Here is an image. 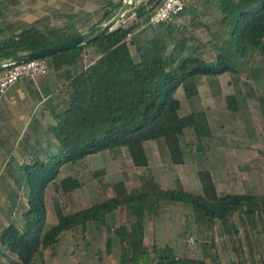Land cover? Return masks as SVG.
Wrapping results in <instances>:
<instances>
[{"label":"trees","instance_id":"obj_1","mask_svg":"<svg viewBox=\"0 0 264 264\" xmlns=\"http://www.w3.org/2000/svg\"><path fill=\"white\" fill-rule=\"evenodd\" d=\"M160 2L134 0V22H121L87 44L50 56L54 66L60 68L82 60L89 46H95L98 53L84 73L76 76L78 82L69 94V103L57 99L53 106L56 123L42 129L45 135L56 139V150L47 149L48 156H42L34 147L31 159L25 160L18 172L10 173L18 187L13 198L15 202L21 200L17 203L20 216L0 226V264H45L46 249L52 248L65 230L81 226L86 232L90 221L107 224L109 215L118 208L129 214L116 229L121 241V264H141L149 255L144 246L147 212L152 210L156 215L165 202L174 200L189 204L197 225L212 235L219 225L235 257L227 263L209 260L208 248L204 250L207 256H183L169 244L159 246L154 242L157 264H260L251 230L257 228L260 220L264 231V193L220 192L209 167L197 171L200 191L163 187L152 173H145L140 175L139 185L130 189L120 178L111 183L113 193L106 198L69 211L55 196L56 220L48 225L49 187L53 185L57 192L66 194L79 188L82 179L63 172L76 166L81 170L85 166L83 160L90 154L109 150L117 156L126 149L136 167H147L150 154L146 143L162 137L171 162L184 163L187 128L194 130L199 141L212 136L213 131L206 110L181 114L178 89L182 87L186 96L193 97L199 93L202 76L212 80L227 71L237 72L241 57L253 48L264 49V0H215L226 37L215 42L218 50L212 59L204 57L191 42L193 37L175 22L189 12L187 0L185 8L173 19L150 25L151 33L140 30L142 23L137 18ZM121 4L122 0L106 8L101 21L112 18ZM40 24V20L34 21L0 38V60L78 33ZM181 25L187 29L186 24ZM227 101L231 110L237 109L234 93L227 95ZM104 172L102 168L94 174ZM261 261L264 264V257ZM100 264L104 262L100 260Z\"/></svg>","mask_w":264,"mask_h":264},{"label":"rangeland","instance_id":"obj_2","mask_svg":"<svg viewBox=\"0 0 264 264\" xmlns=\"http://www.w3.org/2000/svg\"><path fill=\"white\" fill-rule=\"evenodd\" d=\"M1 15L4 29L0 36L13 32L15 27L4 23L7 11L18 9L20 18L30 23L40 20L42 27L56 26L63 31H85L101 21L103 12L113 7L118 0H17L18 7L3 0ZM148 3L150 0H137ZM190 3L186 14L177 17L175 22L185 33L192 36L191 42L197 45L204 57L212 59L218 48L215 42L225 37L220 25V10L215 0H187ZM0 7V8H1ZM147 12L137 18L142 23L140 30L152 32L146 24ZM130 17L125 25L131 24ZM121 22L117 23L118 26ZM186 24L187 29L181 24ZM21 27V26H20ZM19 28V27H18ZM16 30V29H15ZM78 66L56 68L50 61L49 71L36 78H25L19 87L3 96L6 107L0 106V226L18 218V204L21 200L13 198L18 187L10 173L18 172L25 160H30L35 148L42 156H48V150H56L57 141L51 135H45L49 123H56L53 106L61 100L69 103V94L78 82L77 75L84 73L86 64L93 63L97 56L95 46H89ZM134 50V49H133ZM136 54V52L134 51ZM237 72H224L210 80L202 76L199 93L186 96L184 89L177 91L182 100L181 113L193 109H206L212 125V136L198 140L192 128L186 130L187 160L174 164L168 159V150L164 138L152 139L149 147L150 164L136 167L126 149L117 156L109 150L90 154L83 162L85 166L69 167L63 175L72 173L82 179V185L72 192L59 193L51 185L48 190V222L56 220L54 197L57 196L66 211L84 207L113 193L111 183L123 178L128 188L140 184V175L152 173L163 187L182 186L188 190H200L198 169L209 167L215 177L220 192L264 193V49L253 48L237 63ZM22 81V80H21ZM20 82V81H19ZM18 82V83H19ZM23 91V92H22ZM234 93L237 109L228 107L227 95ZM1 103V102H0ZM44 135V136H43ZM156 143V144H155ZM105 172L95 175L94 171ZM107 224L89 222L86 232L81 226L65 230L59 241L46 249L45 264H121V241L116 229L122 220L129 217L127 211L114 210ZM145 250L141 264H157L153 244H169L178 255L203 257L205 248L209 250V260L227 263L235 257L226 234L219 225L212 233L200 228L188 204L183 202H165L158 214L152 210L145 218ZM257 247V257L262 264L264 257V231L259 220L257 228L251 230ZM207 243V245H206ZM206 255V254H205ZM207 256V255H206ZM148 257V258H147Z\"/></svg>","mask_w":264,"mask_h":264},{"label":"built area","instance_id":"obj_3","mask_svg":"<svg viewBox=\"0 0 264 264\" xmlns=\"http://www.w3.org/2000/svg\"><path fill=\"white\" fill-rule=\"evenodd\" d=\"M134 0H132L133 3ZM137 1V0H136ZM186 0H161L148 14V23L156 26L163 21L173 19L185 8ZM139 2V1H137ZM152 5H148L151 8ZM133 5L126 11L122 23L135 16ZM49 57H37L22 62H15L0 69V100L9 91L13 84L24 78H36L48 73Z\"/></svg>","mask_w":264,"mask_h":264},{"label":"water","instance_id":"obj_4","mask_svg":"<svg viewBox=\"0 0 264 264\" xmlns=\"http://www.w3.org/2000/svg\"><path fill=\"white\" fill-rule=\"evenodd\" d=\"M131 5L132 0H123L117 13L106 22L96 24L88 30L78 32L75 35L62 39L55 43L46 45L34 51L24 52L15 57L1 59L0 69L15 62H22L37 57H50L56 51H61L82 44H87L114 29L116 27V24L122 21L123 16L125 15L126 11H128V9L131 7Z\"/></svg>","mask_w":264,"mask_h":264},{"label":"crops","instance_id":"obj_5","mask_svg":"<svg viewBox=\"0 0 264 264\" xmlns=\"http://www.w3.org/2000/svg\"><path fill=\"white\" fill-rule=\"evenodd\" d=\"M4 2L3 0H0V7H1V3L2 2ZM119 1H121V0H118V2ZM9 2H11V3H17V4H15V6H16V8H20V7H18V1L17 0H11V1H9ZM117 2V3H118ZM122 2H123V0H122ZM4 8V7H3ZM2 7L0 8V32H2L3 31V29H4V27L3 26H5V25H3V21H1L2 20V17H1V15H4L5 14V9H3ZM10 13H8V11H7V16H6V18H5V22L4 23H6V26L8 25L9 27H15L14 28V30H13V32H11V33H9V34H5V36L4 37H6V36H10V35H12L13 33H16V32H18V31H20L22 28H24V27H27L29 24H31L30 22L31 21H29L27 18H25V17H23V18H20L19 19V15H20V13H21V11L20 10H18V9H14V10H10L9 11ZM147 13L149 14V11H147ZM148 14H147V18H146V24L150 27V24L148 23ZM136 18V15L135 16H133L132 17V19H135ZM34 22V21H33ZM32 22V23H33ZM142 22V21H141ZM21 26V27H20ZM19 27V28H18ZM16 29V30H15ZM0 38H2L1 36H0ZM93 46V45H92ZM91 46V47H92ZM84 53H88L87 52V50H85L84 51ZM49 59L51 60V58L49 57ZM52 61V60H51ZM49 63H50V61H49ZM53 63V62H52ZM79 63L80 62H77L76 64H73V65H71V64H64V65H62V67L64 66L65 68H72L73 66H78L79 65ZM90 63V62H89ZM88 63V64H89ZM88 64H86V65H88ZM27 78V77H26ZM25 79V78H24ZM19 82V81H18ZM18 82H16L15 84H13L12 85V87L9 89V91L7 92V93H9V95H11V90L13 89V88H17V86L19 87V85H20V83H22L23 82V79H22V81L20 80V82L18 83ZM21 86V85H20ZM23 92V91H22ZM6 93V94H7ZM5 94V95H6ZM3 98V97H2ZM0 106L1 105H3L4 107H6V104H7V102H5L3 99H1L0 100ZM204 110H206V109H204ZM207 111V110H206ZM182 114V113H181ZM185 114H187V113H185ZM207 114H208V118H209V121H210V116H209V113H208V111H207ZM182 115H184V114H182ZM210 124H211V122H210ZM211 127H212V125H211ZM156 144V143H155ZM147 145V148H148V150H149V147L150 146H152L153 144H146ZM166 150H167V147H166ZM168 159L170 160V157H169V153H168ZM171 161V160H170ZM174 164H177V163H174ZM212 171V170H211ZM200 190H201V182H200ZM200 190H197V191H200ZM196 191V190H195ZM175 202H178L177 200H174ZM174 201H171V202H174ZM181 202V201H180ZM184 204V203H183ZM189 205V204H188ZM190 206V205H189ZM190 208H191V206H190ZM191 210H192V208H191ZM192 213H193V211H192Z\"/></svg>","mask_w":264,"mask_h":264}]
</instances>
